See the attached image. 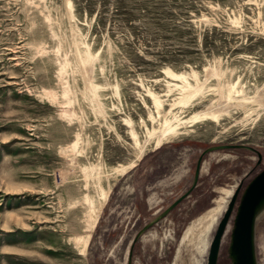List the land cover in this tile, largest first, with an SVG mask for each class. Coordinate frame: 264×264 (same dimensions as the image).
Instances as JSON below:
<instances>
[{"label": "rangeland", "instance_id": "374dc122", "mask_svg": "<svg viewBox=\"0 0 264 264\" xmlns=\"http://www.w3.org/2000/svg\"><path fill=\"white\" fill-rule=\"evenodd\" d=\"M72 28L96 58L85 74ZM263 91L264 0H0V264H208L231 201L216 264H233L237 206L264 168ZM166 119L178 132L156 146ZM255 235L264 264V213Z\"/></svg>", "mask_w": 264, "mask_h": 264}, {"label": "bare ground", "instance_id": "6f19581e", "mask_svg": "<svg viewBox=\"0 0 264 264\" xmlns=\"http://www.w3.org/2000/svg\"><path fill=\"white\" fill-rule=\"evenodd\" d=\"M69 15L71 16V13H69ZM69 44L71 45V47L74 48V52H75L74 65H75V67L78 68L80 70V72H82L84 74L87 71L89 72V70H91L93 68L94 61H95L96 58L90 51L81 49V47H80V45L78 43V40H77L76 30L74 28H72V40L69 42ZM213 72H215V71L213 70L212 73ZM169 73L172 76H176V78L178 77V78H180L182 80H185V77L183 75H176L173 72H169ZM84 77H86V75H84ZM91 78L85 79V80H87V82H86L87 85L85 86L84 90L82 91V96H83L84 99H86L89 102V104H90V106H92L94 112H100L101 104L99 102L98 86L95 84V82L92 81ZM187 86L190 87V84L188 82H187ZM194 89H195L194 91H190V92L186 93V96L192 97L195 92H198L200 90V86H198V87H196ZM221 89H222V87H221ZM222 91H223V96L221 98L223 100H225V101L231 100L230 96H232L233 90L230 87H227L225 83H223V90ZM263 93H264V91H263ZM74 98L76 99L77 97L74 96ZM260 99H262V97ZM154 101H155L157 107H159L160 104H161V101H160L159 97L157 95H155V94H154ZM230 102H232V100ZM257 102H261L262 103V101H260V100L257 101ZM180 103H185V99L182 98ZM205 113L207 114V112H205ZM200 116H201V114L194 115L192 117V119H198ZM177 132H178V128L173 126L166 119L165 120V125L162 127L160 135L157 138L156 146L160 145L165 138H167V137H169L171 135H175ZM133 134H134V132H133ZM138 143L139 142L137 141V144ZM74 148H76V147H74ZM134 164L135 163H131V164L124 165V166H121V167L117 168L115 170V175L114 176L121 175L122 173L127 171L129 168L133 167ZM81 170L84 173L86 179H88L90 176L95 174L94 173L95 168H94L93 165L81 166ZM109 192H110V189H107V188H104V187L100 186V188H99L100 199H99L98 202L93 201L90 198V196H85V201L90 205L91 211H90V216H89V222L87 224L88 235H87V237L84 240V245H83V249H82V254L83 255H86V248H87V244H88V241H89L90 232L93 230V227L95 226V223H96V221L98 219V216H99V214H100V212L102 210V207H103V205L105 204V202H106V200L108 198ZM263 213H264V201L261 202L258 205V207L256 208V211H255L254 234H253L254 245H255V238H256V235H255L256 224H257V221L259 220V218L261 217V215ZM255 260H256V264H258L257 255H256V248H255Z\"/></svg>", "mask_w": 264, "mask_h": 264}, {"label": "water", "instance_id": "95a60500", "mask_svg": "<svg viewBox=\"0 0 264 264\" xmlns=\"http://www.w3.org/2000/svg\"><path fill=\"white\" fill-rule=\"evenodd\" d=\"M264 201V168L257 173L244 188L237 206L231 234L230 254L233 264H256L254 245V219L258 205ZM232 201L210 243L208 264H216L221 237L224 232Z\"/></svg>", "mask_w": 264, "mask_h": 264}, {"label": "crops", "instance_id": "0c3cea01", "mask_svg": "<svg viewBox=\"0 0 264 264\" xmlns=\"http://www.w3.org/2000/svg\"><path fill=\"white\" fill-rule=\"evenodd\" d=\"M142 157V156H141ZM138 162V161H137ZM136 162V163H137ZM135 163V164H136ZM134 164V165H135ZM133 165V166H134ZM112 189V188H111ZM110 189V190H111ZM146 199H148V196L146 197ZM175 207V199L170 203L168 204L163 210L157 212V214L144 226L142 227L141 229L138 230V232L135 234L134 238H133V241L131 242L130 244V247H129V252H128V255H129V258L131 260L132 258V251H133V245L135 243V241L138 239V237L141 235V233L149 226L151 225L153 222L157 221L160 217L164 216L165 214H167L169 211H171L173 208Z\"/></svg>", "mask_w": 264, "mask_h": 264}]
</instances>
